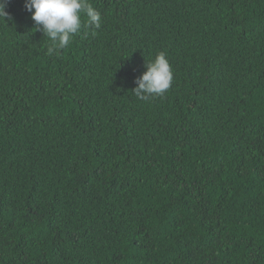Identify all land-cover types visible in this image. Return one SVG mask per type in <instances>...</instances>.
<instances>
[{"label": "trees", "instance_id": "16d2710c", "mask_svg": "<svg viewBox=\"0 0 264 264\" xmlns=\"http://www.w3.org/2000/svg\"><path fill=\"white\" fill-rule=\"evenodd\" d=\"M87 2L100 29L50 55L6 0L0 264H264V0Z\"/></svg>", "mask_w": 264, "mask_h": 264}, {"label": "clouds", "instance_id": "9594fccd", "mask_svg": "<svg viewBox=\"0 0 264 264\" xmlns=\"http://www.w3.org/2000/svg\"><path fill=\"white\" fill-rule=\"evenodd\" d=\"M6 0H0V19L9 14L5 11ZM25 10L31 13L37 30L51 42L48 54H54L69 46L72 37L82 26L92 30L101 27V15L87 0H24ZM82 15L86 21H82ZM146 70L135 79L134 95L146 100L150 96H162L171 86L173 73L163 52L145 64Z\"/></svg>", "mask_w": 264, "mask_h": 264}]
</instances>
